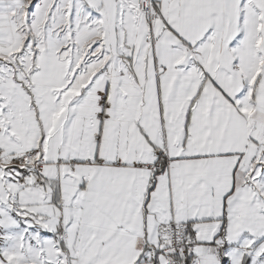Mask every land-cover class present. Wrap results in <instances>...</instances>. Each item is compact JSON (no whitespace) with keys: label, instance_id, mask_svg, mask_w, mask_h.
Listing matches in <instances>:
<instances>
[{"label":"snow or ice","instance_id":"snow-or-ice-1","mask_svg":"<svg viewBox=\"0 0 264 264\" xmlns=\"http://www.w3.org/2000/svg\"><path fill=\"white\" fill-rule=\"evenodd\" d=\"M0 264H264V0H0Z\"/></svg>","mask_w":264,"mask_h":264}]
</instances>
